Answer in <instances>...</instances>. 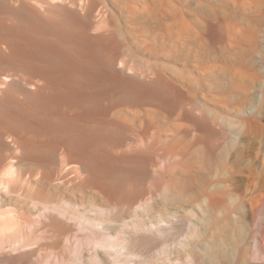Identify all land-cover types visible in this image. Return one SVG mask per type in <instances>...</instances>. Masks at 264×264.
Returning a JSON list of instances; mask_svg holds the SVG:
<instances>
[{
  "label": "bare ground",
  "instance_id": "1",
  "mask_svg": "<svg viewBox=\"0 0 264 264\" xmlns=\"http://www.w3.org/2000/svg\"><path fill=\"white\" fill-rule=\"evenodd\" d=\"M104 1L0 0V264H264V0Z\"/></svg>",
  "mask_w": 264,
  "mask_h": 264
},
{
  "label": "rangeland",
  "instance_id": "2",
  "mask_svg": "<svg viewBox=\"0 0 264 264\" xmlns=\"http://www.w3.org/2000/svg\"><path fill=\"white\" fill-rule=\"evenodd\" d=\"M97 1V5H99V6H101V4L103 3L102 1H104V0H96ZM114 1V2H113ZM105 0L104 2L112 9V14L114 15V17L115 18H113V15L111 14L110 15V17H109V28H110V30L113 32V34L115 35V40H116V43H115V49L116 48H118L117 50H115L116 52H115V54L116 53H119V54H116V56L117 57H120L121 58V56L122 57H124L125 56V54L127 55V54H131V55H128V56H131L130 58L128 57V59H130V60H133V62H135V63H137V65L138 66H140V67H145L146 65H153L154 63H156L157 65H158V68H163V71H164V69H165V73L168 75V73L170 72V71H172V72H174L173 74V76H174V78H176V79H184L185 77V79L187 80V79H189V78H187V77H189V76H187L186 74H185V66L184 65H187V60H185L184 58L185 57H187V52H186V50H187V45H183V46H180V47H177L178 49H176V48H174L173 50V54H171L172 56H168L169 58H167L166 56H162V53H153V54H156V55H151V56H148L147 54H144V53H142V52H139V51H137L138 49H137V47H136V44L135 43H132L133 41L131 40V41H129L130 40V38H129V36L127 35V32L131 29V26H132V24L130 25V23H129V21H127V19H126V15H124V11H126V9H129V10H131L132 11V8L134 7L133 5H134V2H139V3H141L142 1L143 2H146V3H149L150 2V0H140V1H137V0ZM151 1H154V0H151ZM156 2H161L162 1V3H166L167 1L168 2H172L174 5H176V6H178V7H176L178 10H180L181 11V9H180V7L183 9H186V10H188L189 11V13H190V15L187 17V19H189L190 18V20L192 19L191 17L193 16L194 17V14H200V13H202L201 11L203 10L202 8H203V6H202V4H204L205 5V0H155ZM166 1V2H165ZM196 1V2H195ZM117 2H119V4L117 3ZM128 2V3H127ZM130 2H132V4H130ZM200 2H202V4L200 3ZM186 3V4H185ZM201 5H200V4ZM110 4V5H109ZM117 4V5H116ZM180 4V5H179ZM116 5V6H115ZM132 5V6H131ZM200 5V6H199ZM123 6V7H122ZM185 6H186V8H185ZM200 7V9H199V7ZM131 7V8H130ZM191 7V8H190ZM124 8V9H123ZM189 8V9H188ZM195 10H196V12H195ZM199 11V12H198ZM193 12V13H192ZM115 13V14H114ZM193 15H192V14ZM137 14H142V12L139 10V11H137ZM192 15V16H191ZM191 16V17H190ZM113 19V20H112ZM114 19H115V21H114ZM128 23H127V22ZM114 22H116L117 24H115ZM119 22V23H118ZM164 22V21H163ZM162 22V23H163ZM112 23H114V24H112ZM126 23V24H125ZM160 24V26L158 25V28H160V29H164V27H166V26H168V25H170L169 23H167V22H164L165 23V25H164V23L163 24ZM119 24V25H118ZM129 24V25H128ZM114 25V26H113ZM122 25H123V27H122ZM128 27H127V26ZM133 27V26H132ZM121 28H122V31H121ZM117 29H118V31H117ZM127 29V30H126ZM115 30H116V32L118 33H116L115 32ZM124 32V33H123ZM118 36H117V35ZM121 37H123L124 36V38H126V39H123V38H121ZM123 35V36H122ZM126 36V37H125ZM118 40H120V41H118ZM123 41V42H122ZM122 43V46L120 45L121 43ZM120 45V46H119ZM125 47H124V46ZM119 46V47H118ZM123 48V49H122ZM127 48V49H126ZM129 49V50H128ZM158 49V48H157ZM167 49H169V48H167ZM130 50H131V52H130ZM118 51V52H117ZM130 52V53H129ZM133 52V53H132ZM120 54H121V56H120ZM136 56V57H135ZM174 56V57H173ZM126 58H127V56H125ZM124 57V58H125ZM133 57V58H132ZM134 58H136V60H134ZM146 58V59H145ZM164 58V59H163ZM173 60H172V59ZM177 58V59H176ZM176 59V60H175ZM179 59V60H178ZM184 59V60H183ZM181 60V61H180ZM150 61L152 62V63H150ZM155 61V62H154ZM178 61V62H177ZM147 63V64H146ZM165 63V64H164ZM142 64V65H141ZM156 64H154L153 66H155ZM169 65V66H168ZM183 65V66H182ZM165 66V67H164ZM182 67H184V68H182ZM178 69V70H177ZM162 70V69H161ZM167 71H169V72H167ZM172 72H170L171 74H172ZM176 76V77H175ZM179 77V78H178ZM184 79V80H185Z\"/></svg>",
  "mask_w": 264,
  "mask_h": 264
}]
</instances>
